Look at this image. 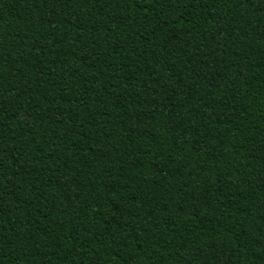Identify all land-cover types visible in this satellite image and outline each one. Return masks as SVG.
Wrapping results in <instances>:
<instances>
[{
    "label": "trees",
    "instance_id": "1",
    "mask_svg": "<svg viewBox=\"0 0 264 264\" xmlns=\"http://www.w3.org/2000/svg\"><path fill=\"white\" fill-rule=\"evenodd\" d=\"M0 264H264V0H0Z\"/></svg>",
    "mask_w": 264,
    "mask_h": 264
}]
</instances>
